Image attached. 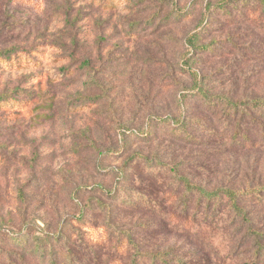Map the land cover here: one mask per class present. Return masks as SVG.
Wrapping results in <instances>:
<instances>
[{"label":"rangeland","instance_id":"obj_1","mask_svg":"<svg viewBox=\"0 0 264 264\" xmlns=\"http://www.w3.org/2000/svg\"><path fill=\"white\" fill-rule=\"evenodd\" d=\"M218 2L0 0V54L10 52L0 60V264H49L32 253L38 234L59 235L56 264L67 248L85 264H129L109 237L119 233L173 264H264V235L256 242L239 218L210 233L170 173L207 190L264 186V109L250 105L242 119L185 93L197 31L212 47L190 60L204 90L264 99V27L241 5L209 13ZM262 197L241 206L264 233Z\"/></svg>","mask_w":264,"mask_h":264},{"label":"trees","instance_id":"obj_2","mask_svg":"<svg viewBox=\"0 0 264 264\" xmlns=\"http://www.w3.org/2000/svg\"><path fill=\"white\" fill-rule=\"evenodd\" d=\"M243 2V4H239ZM244 6L245 17L247 19H252L258 25L264 27V0H219L215 6L207 5V11L211 13L214 10H220L226 12L228 15H232L229 12V6L239 7ZM197 31L188 35L186 39L187 44V53L185 55L189 73L194 76V84L192 87L188 88L185 92L186 94L197 93L203 98V102L207 107H214L217 105H222L227 111L228 115L239 116L242 119L244 118L246 111L249 109L250 105L255 106L258 109H264V99H254L252 101H234L233 99L227 96H213L208 94L201 83L200 76L191 69L190 60L193 57V54L196 51L209 49L212 47H200L198 44L199 37ZM10 52H1L0 60H8L6 58ZM6 54L7 56H5ZM17 57V56H16ZM12 61V55L10 57ZM159 121L163 124L170 123L175 128H183L184 124L181 119L173 118H162ZM180 128V129H181ZM140 133V132H139ZM142 138L148 137V131L141 132ZM231 142L236 145L241 142V139L238 135L233 136ZM148 164H152L148 159L146 160ZM170 173L174 182L182 186L185 190V194L182 197L181 202L184 206H188V202L193 197H197V208L201 209V212H205V217L203 223L210 222L209 225L212 226V231L214 233L220 226H222L226 221H231L233 223L235 218H239L241 222L248 226V232L253 234L256 242L260 243V239L263 237L264 233H261L251 227V219L249 218V213L246 207L241 206L245 198H251V200L260 201L263 199L262 193H264V186L257 187L250 190H236L227 187H218L214 190H207L204 187H201L197 184L191 182L187 177L181 176L179 170L176 167L170 168ZM107 195H111L112 191H108L103 188V186L98 185ZM101 208L105 207L103 202H99ZM219 220H218V219ZM194 221L190 222V218L187 215L185 217L186 223L185 226L187 229H193L194 225L197 224L195 218ZM221 221V222H220ZM202 225V223H200ZM1 227V226H0ZM15 239H20L25 242L23 234H11ZM109 237L114 242V251L119 257L124 255L129 256V264H173L172 260H169L166 254H146L142 253L139 249V246L129 234H109ZM59 235H50V234H38L32 237L34 241L32 247V253L41 258L49 257V264H56L57 253L55 250V243L59 242ZM205 244H208L212 241L211 234L203 238ZM260 251L258 254L264 255V246H260ZM66 261L67 264H85L84 262H79L78 259L74 257V252L70 249H66ZM177 264H188L182 260H178ZM251 264H257V261L252 262Z\"/></svg>","mask_w":264,"mask_h":264}]
</instances>
